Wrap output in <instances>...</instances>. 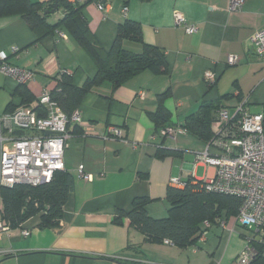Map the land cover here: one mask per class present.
Wrapping results in <instances>:
<instances>
[{
  "label": "crops",
  "instance_id": "0c3cea01",
  "mask_svg": "<svg viewBox=\"0 0 264 264\" xmlns=\"http://www.w3.org/2000/svg\"><path fill=\"white\" fill-rule=\"evenodd\" d=\"M99 1L81 0V13L97 43L108 51L119 24L136 21L143 42L164 50L167 72L144 70L116 87L104 80L80 99L76 109L81 124L63 156V171L72 176L73 185L58 225L40 228L35 215L20 225L29 230L27 237L19 228L0 234V264H239L244 240L237 214L216 217L204 240L184 248L144 242L127 217L121 224L113 217L116 209L128 211L136 197L151 199L146 205L150 216L164 217L170 178L184 182L215 175L214 166L196 158L208 143L189 134L184 119L204 101H220L219 109L230 110L246 101L250 112L248 104L255 101L247 81L255 80V87L263 82L264 60L250 49L249 38L264 26V0H245L237 11L229 10L230 0H105L103 7ZM63 13V8L55 9L47 23L55 24ZM175 13L196 24L198 31L189 34L175 26ZM60 29L37 38L20 15L0 16V50L11 64L34 71L24 84L32 98L29 106L19 105L17 83L0 73V113L9 112L10 102L15 109L42 110L39 96L50 94L61 74L74 85L95 75L92 58L68 33L60 37ZM122 47L134 53L142 50L141 42L129 38L122 40ZM229 55L237 56L236 64H227ZM206 70L217 74L215 85L204 79ZM166 89L170 95L164 105L173 124L168 126L181 131L174 138L160 134L167 126L155 130L151 118L157 110L156 95ZM111 127L119 128L122 138L108 133ZM158 150L171 153L158 156ZM80 165L89 180L82 178Z\"/></svg>",
  "mask_w": 264,
  "mask_h": 264
},
{
  "label": "trees",
  "instance_id": "16d2710c",
  "mask_svg": "<svg viewBox=\"0 0 264 264\" xmlns=\"http://www.w3.org/2000/svg\"><path fill=\"white\" fill-rule=\"evenodd\" d=\"M147 1V0H142ZM63 8V17L55 24L47 23L53 5ZM85 2L74 3L69 0H48L31 2L30 0H0V16L20 15L41 38L52 29L58 27L74 37L96 64L97 71L93 77H87L81 85H74L69 76L61 74L56 86L50 91V97L61 110L70 115L78 106L80 99L95 85L108 80L113 86H118L131 76L149 70L155 74L167 72L165 52L158 46L146 44L141 37L140 25L136 21L126 20L119 24L116 37L111 48L105 51L95 40L88 23L81 13ZM129 38L141 42L140 53L127 51L122 47V40ZM214 82L212 85H215ZM14 93L21 97V104L29 106L31 96L24 84H17ZM170 95L169 89L156 95L157 110L151 115L154 129L173 125L171 115L164 105V100ZM222 97H230L224 95ZM220 100V99H219ZM218 100V101H219ZM220 102V101H219ZM219 102H201L197 110L184 119V129L196 138L209 143L214 136L213 122L216 121ZM40 106L38 105L37 108ZM218 108V109H217ZM16 110L7 105V113ZM264 128V103H263ZM78 124L70 127L71 135L76 132ZM170 151L158 150V156L170 154ZM203 180H186L182 187L169 185L165 198L169 204L164 217H152L146 211V205L151 201L147 197H136L132 200L128 211L116 209L113 220L121 224V218L127 217L129 225L138 230L144 242L162 243L167 240L179 248L196 243L199 237L206 233L210 222L216 217L236 215L241 204L237 196L208 192L203 188ZM72 176L63 171H55L49 182L36 186L15 184L12 187L0 186L2 200V217L11 228H17L29 218L39 215L38 226L52 227L58 225L62 216V206L72 188ZM209 225L205 226L204 222ZM206 236V234H205ZM255 255L250 264H264V245L253 243Z\"/></svg>",
  "mask_w": 264,
  "mask_h": 264
},
{
  "label": "built area",
  "instance_id": "2783aa9c",
  "mask_svg": "<svg viewBox=\"0 0 264 264\" xmlns=\"http://www.w3.org/2000/svg\"><path fill=\"white\" fill-rule=\"evenodd\" d=\"M81 3V0H69ZM245 0H230L229 10H240ZM125 11V8H124ZM175 26L182 27L186 33L198 31L196 24H188L186 18L175 13ZM58 34L66 38L64 30ZM250 49L264 60V26L250 36ZM16 52V48H12ZM227 64L237 63V56L229 55ZM0 73L10 77L17 84H26L34 77L32 69L11 64L7 54L0 50ZM208 84L216 82L217 74L213 70L204 72ZM42 110L19 107L10 113H0V186L12 187L15 184L36 186L49 182L55 171L64 169L63 156L71 137L70 127L81 124L79 111L70 115L64 113L44 91L38 98ZM263 114L250 113L247 102L239 103L231 110L220 107L213 124L214 136L206 148L197 154L199 162L215 167L212 178L203 180V188L208 192L229 194L241 199L236 220L244 227V246L238 254L239 264H250L255 251L253 243L264 245V128ZM108 133L122 138V131L117 127L108 129ZM181 131L174 127L161 129L162 136H174ZM134 146V145H133ZM135 147V146H134ZM82 178L90 176L82 172ZM169 184L182 187L184 182L179 177H172ZM0 197V234L7 233L9 223L2 217ZM208 226V222H204ZM20 229L27 237L29 230ZM203 233L199 240L205 238ZM165 242L168 243L167 240Z\"/></svg>",
  "mask_w": 264,
  "mask_h": 264
},
{
  "label": "rangeland",
  "instance_id": "374dc122",
  "mask_svg": "<svg viewBox=\"0 0 264 264\" xmlns=\"http://www.w3.org/2000/svg\"><path fill=\"white\" fill-rule=\"evenodd\" d=\"M247 82L249 85H251V86H249V88L251 87V92H252L250 94V97L252 100L255 101L253 103L251 102L250 104H248V106L250 108V112L251 113L262 112L263 111V103H264V79H263V82L258 81L256 83V87H255V80L249 79ZM0 98H2V96ZM0 111H1V106H0ZM1 202H2V200H1ZM241 231L245 232L244 227L241 228Z\"/></svg>",
  "mask_w": 264,
  "mask_h": 264
},
{
  "label": "water",
  "instance_id": "95a60500",
  "mask_svg": "<svg viewBox=\"0 0 264 264\" xmlns=\"http://www.w3.org/2000/svg\"><path fill=\"white\" fill-rule=\"evenodd\" d=\"M104 3H105V0H100V1H99V5H100L101 7L104 6ZM55 8H57V4H56V2H55V4L53 5V7L51 8L50 12L52 13V12L55 10Z\"/></svg>",
  "mask_w": 264,
  "mask_h": 264
}]
</instances>
